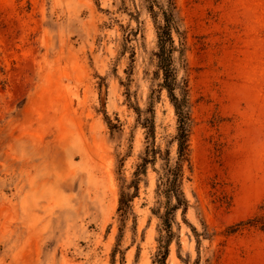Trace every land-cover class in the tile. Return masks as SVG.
Instances as JSON below:
<instances>
[{
    "label": "rangeland",
    "instance_id": "374dc122",
    "mask_svg": "<svg viewBox=\"0 0 264 264\" xmlns=\"http://www.w3.org/2000/svg\"><path fill=\"white\" fill-rule=\"evenodd\" d=\"M175 3L191 170L169 233L151 165L118 212L147 122L176 157L162 16L146 0H0V264H264L246 224L264 218V0Z\"/></svg>",
    "mask_w": 264,
    "mask_h": 264
},
{
    "label": "trees",
    "instance_id": "16d2710c",
    "mask_svg": "<svg viewBox=\"0 0 264 264\" xmlns=\"http://www.w3.org/2000/svg\"><path fill=\"white\" fill-rule=\"evenodd\" d=\"M149 4L148 10L153 17L161 15L163 24L157 27L158 34V67L163 74V83L161 87L167 90L171 103L173 104L176 114L179 119L178 134L174 139L177 144L175 161H172V152L170 149L162 150L155 143V127L154 122H147L146 126L149 131L147 140H153L146 147L142 163L138 166L134 173L135 179L127 188L121 189L118 212L123 218H126L131 211V203L139 194L140 176L147 173L148 165H151L154 171L158 174L157 195L164 199L163 207L164 215L161 216L163 225L171 233V218L178 210L182 209L183 214H186L189 207V202L185 196L183 186L186 176V167L191 170L189 135H190V117L188 112V90L187 82L179 80L177 71L174 67V53L176 50L175 39L173 34L182 41L183 37L178 28L175 18L176 3L175 0H163V3L158 0H146ZM158 9V11L155 10ZM182 45V43H181ZM181 55L183 49L180 50ZM161 162L160 169H156V165ZM128 189V190H126ZM134 190L130 193V190ZM250 227H260L264 230V218H255L246 223ZM169 244V241L167 242ZM166 252L161 254V263H163L168 255V247L163 246Z\"/></svg>",
    "mask_w": 264,
    "mask_h": 264
}]
</instances>
